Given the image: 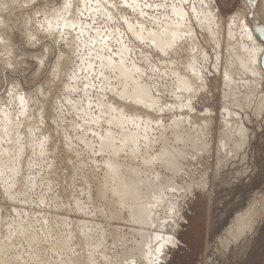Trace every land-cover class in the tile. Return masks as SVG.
Returning a JSON list of instances; mask_svg holds the SVG:
<instances>
[{
	"label": "rangeland",
	"instance_id": "obj_1",
	"mask_svg": "<svg viewBox=\"0 0 264 264\" xmlns=\"http://www.w3.org/2000/svg\"><path fill=\"white\" fill-rule=\"evenodd\" d=\"M9 2L14 3L15 6L10 7L2 18L3 24L6 26L4 31L7 37L13 41H18L22 36L31 33L38 38L39 43L35 45L26 43L25 47L30 50L27 53H21L24 59L22 61L18 60L16 67L13 69L18 75L16 83L19 85L15 95L10 96L6 92L3 96H0V110L11 112V115L16 117L19 123L21 122L18 130V135L20 136L18 145L11 144L10 141L7 142L5 140L1 141L0 144L2 146L8 144V148H17L19 145L27 148L29 140L34 138L42 140L43 143L41 148H27L23 156L17 158L15 163L18 164L20 162V165H23L20 177L22 175L29 178L33 176L36 180H34L35 184L32 189L27 190L24 195L18 193L15 197L16 200L13 199L12 201L14 202H11L5 197L2 187L0 188V213L4 222L8 221L10 224L13 215H15L12 210L17 208L20 210V215L22 214L20 218H16L17 221L20 222L22 220L23 225H30L32 230H36L35 232L39 239L36 241V245L34 243L32 244L33 246L31 245L32 247H29L20 236L19 238L18 235L16 236L13 233V238L10 240L12 246L3 247V257H0V264L3 260L1 258H4L5 262L9 260V264L11 262H13L12 264H38L40 260L41 263L39 262V264H58L60 263L59 254L61 258L70 257L72 260L71 264H130V262L132 264L133 260L123 258V250L133 247V239L136 237L134 232L137 226L124 220L110 218V208L106 204L107 201L96 195L97 183H100L104 177L105 168L103 163L107 158V152L98 150L97 133H104L109 128L105 118L100 117L102 109L106 105L114 107L117 111L122 110L123 112L121 113L129 114L131 117H137L142 124L152 121V125H155L157 121L154 117L161 118L159 109L152 111L151 109L139 108L138 106L135 109L131 106V104H135L133 101L125 97H119L112 92L109 89L110 86L115 87L117 90L121 88L118 80H116L115 71L104 68L105 75L100 78L99 82L91 79L93 74L97 77L100 76L101 60L98 57L108 58L107 56H109L104 45L107 44L108 47L115 49L119 48L118 50L123 48L124 45L116 43L119 34H116L115 37H110L109 41L101 42L100 38L96 36L95 29L82 27V25L90 24V21L86 19L90 12L84 10L82 3L80 8L75 10V14L78 17L79 11H83L84 18L68 21L71 24L76 23L77 30L73 31L70 24V28L63 29L64 21L60 22L64 36L68 41V43H65L60 39L59 32L56 33V40L53 41L50 35L41 31V25H43L44 29H47L49 22H51L54 30L57 27V18L50 19L51 14L49 12L45 14L43 5H50L48 10L57 9L58 15L60 7L65 3V0H59L58 3L57 0H37V3L41 5L39 9L25 7L26 4L30 5L32 0H18V2L10 0ZM154 2L162 3L163 0H154ZM199 2L200 0H187V7L185 8L189 18L186 22L192 27L196 35L197 44L196 49H193V53L180 51L179 55L173 54L172 59L167 64H163V61H160L161 66L158 73L150 72L144 74V68L147 67L149 56L147 50L142 51L139 47H136L131 55L126 50L127 64H130V62L131 64L135 63L137 67L141 68V74L134 73L135 76H140L143 81L150 85L153 84L154 91L157 90L154 94L159 98V107L160 105L164 106L172 103V106L176 107L179 103L180 97H177L180 92L174 91V84L177 83V79L171 69L176 67L183 70L182 64L194 58L193 61L197 62L196 66L200 69L199 81L202 84L200 89L198 88L190 96L193 113L203 115L207 109L213 113V119L209 127L210 131L207 129L208 134H210L207 139L211 143H209V152L189 150L187 158L182 160L183 168L177 174L175 184L170 188L162 187L161 196L165 199L174 195L181 211L186 210L187 215L195 220L202 212V206L197 202L192 208H187L184 204L183 189L197 182L201 176L207 177L210 174L211 182L207 187L206 211L208 218L212 222L214 241L210 246L204 248V255L198 256L196 249L189 246L192 236V225L189 224L179 229L178 236L182 241H188V243H185L174 254L169 253L163 257L160 256L159 259L165 261L172 259L173 264H184V262H190L193 259L197 260V264H199L201 259L206 260L207 264H264V196L260 193V189L264 188V134L260 132L261 124H264V121L260 120L261 112L256 111V108L261 106L259 101L261 94H264V79H262L260 87L254 91V96L252 95L251 97L252 103L248 108L245 107L242 110L236 106H231L232 110L240 116L243 127L247 131L246 143L242 149L231 155L232 157L224 158L223 165L217 168L215 151L224 114L222 95L226 92V89L222 85L221 72L216 70V66L222 67L224 65L226 52L225 48H223L224 44H222L223 46L216 45L207 31L200 28L194 19L192 10L193 7L201 6ZM257 4L258 0L252 7L251 15L247 17L254 31L257 24L264 27L259 20H257L258 22L256 21L254 16ZM221 6L224 8V13L217 18V23L220 25L221 32H225V26L230 17V15H225L229 4H225L224 0H221ZM38 11L40 12L39 16L37 15ZM127 11L130 18L135 21L131 10ZM242 11L244 10L242 9ZM149 13L150 15L152 14L151 10H149ZM91 14L94 16L95 12ZM163 14L162 10L161 19ZM64 15L67 16L68 13L65 12ZM134 21L133 23H135ZM152 23H160V21H156L154 17L148 26L151 27ZM79 28L84 33L82 36H80L81 30ZM121 31H126V26L121 28ZM255 33L259 41L264 39L259 32L255 31ZM78 36L79 39H77ZM92 39L97 41L94 46L91 43ZM129 39L134 38L130 34H126L125 41L127 42ZM56 42H59V44ZM61 46L63 48L62 52L60 51ZM45 48L49 50L47 53L44 52ZM54 48L57 49L55 57L52 56V49ZM60 56H63V60L58 63L56 57ZM41 58L46 60V71L44 66L40 64ZM113 59L117 60L118 56L113 57ZM172 61L178 64H173L171 67L169 63ZM6 63L7 57L0 59V67H3ZM33 65H35V68H33ZM56 66L59 68L57 67V75L54 76L53 69ZM156 66L154 62L152 67ZM165 69H167V72L162 78L161 74L165 73ZM73 72H75V75H73ZM192 81L195 82L193 78ZM84 83L90 85L87 95L83 90ZM93 83H95V88H91ZM39 90H41V94H36ZM247 90L248 88L246 87H239V93L241 94L247 93L249 91ZM17 95L20 97L25 95L28 98L25 97V101L20 103ZM36 96L38 97L36 98ZM174 97L176 98L174 99ZM90 103L92 105L91 109L89 108ZM173 107L165 108L162 120L164 124H168L173 118L179 117L180 111ZM124 110L126 111L124 112ZM186 110L188 109L184 108L181 112ZM145 116L149 120H146ZM97 117L100 118L94 120ZM152 117L154 120H152ZM125 127L133 128L134 125L126 124ZM93 132H95V136H93ZM167 135L169 136V133ZM0 137H2L1 132ZM119 160L125 164L127 163L126 165L140 164L139 159H136L135 162L124 155ZM172 189L176 191L173 192ZM16 190L15 188L13 192L17 193L18 190ZM17 199L25 200L26 203L17 201ZM253 204H256V211L253 214H256V221L252 229L245 230L237 241L233 242L231 240L229 242L230 245L225 248L223 242L237 234L235 229L228 236L226 229L238 214L245 212ZM24 209L26 210L25 213L22 212ZM124 215H126L125 212ZM26 220L27 222H25ZM5 225L8 226L7 224ZM5 225L3 226V233L1 232L0 234L2 244L7 243V239L3 236L7 234ZM45 226L49 230L47 236L43 235ZM174 228L175 225L170 222L167 223V231L172 233ZM207 235L206 232L205 240H207ZM59 238L60 241L67 240L68 243L57 254L58 249H55L53 244ZM97 242L99 247L96 245ZM9 248H12V250ZM35 250L38 252H35ZM31 252L37 254H29ZM8 253L10 255L13 254L12 257ZM14 253H17L18 257H20L19 255L24 257V261ZM5 254L6 256L4 257ZM14 255L15 257H13ZM14 259L17 260L14 261ZM31 259H34L35 263ZM8 262L5 264H8Z\"/></svg>",
	"mask_w": 264,
	"mask_h": 264
},
{
	"label": "bare ground",
	"instance_id": "obj_2",
	"mask_svg": "<svg viewBox=\"0 0 264 264\" xmlns=\"http://www.w3.org/2000/svg\"><path fill=\"white\" fill-rule=\"evenodd\" d=\"M184 11L187 13L185 9ZM202 11H207V9L202 10L200 5L199 7L195 8V11H193V16L196 22H197V18H196L197 15ZM213 11H215V9H213ZM47 12L51 14L50 19L56 18L57 9H51L48 10ZM254 16L256 18V21L259 20L264 25V0H258V4L254 11ZM174 19L175 18H172V20ZM201 19H203V16H201ZM241 19L246 20V23L249 26V31L243 35L241 34V28L232 24L231 16L229 17L227 25L225 26V32L223 31L221 32L220 25H218L217 23V18L213 20L211 25L205 24L202 27V29L207 31L211 40L216 45L224 44V46L223 45L222 46L223 48H225V52H226L224 65H222V67L219 65L216 66V70L221 72L222 79L221 78L220 79L222 80V85L226 89V92L223 93V95L221 94L223 99L222 101H223L224 114L222 118V127L220 129L219 135L217 137L218 141L216 143L217 145L215 152H216L217 168L223 165V161L225 160L224 158H227L237 153L240 149H242V147L246 143L247 131L243 127L240 116L235 111L232 110L233 108H231V106L232 105L236 106L237 108L242 110L245 107L248 108L249 105L252 103L251 97L254 91L260 87L262 83L261 81L262 79H264V76H262V70L259 66V54H260V50L264 48V44H262L258 40L257 38L258 36L255 33L253 27L249 24L247 18L244 17V11L241 12ZM172 20H169L167 23L164 24V26L167 27L168 24L172 23ZM69 24L71 25V23ZM199 27L201 28L200 25ZM185 29L187 31H191L192 35L183 42V47L181 48L180 51L189 52L191 54L196 49V44H197L195 39L196 35L194 34L195 31L193 32L192 27L187 22H185ZM249 37H251V39H249ZM120 51L123 53V57L126 60V48L123 47L120 49ZM119 59L120 57L118 56V59L115 60L116 61L115 72L117 75L116 80H118V83L120 84L121 88L120 90H117L115 87L110 86L109 89L119 97L122 98L125 97L127 99H130L131 101L142 100L143 103H135L134 105L131 104V106L135 109H137L138 107L139 108L145 107L146 104L149 106L157 105L156 110L159 109L158 106L159 98L154 94V92L155 91L157 92V90L154 91L155 88L152 87L153 84L150 85L146 81H143L140 76L137 75L135 76L134 69L132 72H127L122 74V71L119 66ZM193 60L194 58H191V60H187L186 62H184L182 64L184 67L183 70H180V68L172 67L173 64H178V63H174V61L169 63L172 67L171 71L173 72L174 75H176L177 80L176 79L175 80L177 81V83L175 85L181 86L180 80L192 81L193 78L195 80V83L201 87L202 83L199 81L200 69L198 66H196L197 62L195 63ZM103 65L105 66V68L112 70V64L110 63L108 58L103 57ZM132 66L133 64H131V62L130 64H127L128 68H132ZM57 67L58 66L55 67L56 71H57ZM254 71L255 74H253ZM102 87L104 88V86ZM239 87H244V88L246 87L248 88L249 91L247 90L248 91L247 93L241 94L239 93ZM158 93L160 92L158 91ZM36 94H41V90H39ZM25 95L21 97L17 95L18 101L20 103L25 101L24 99H26L25 97H27ZM191 95L192 94L188 93L187 91L180 92V95L178 96L180 97L179 98L180 101H178L179 103L177 104L178 106L174 104L176 105V107H173L180 111L179 117L173 118L172 120H170V123L168 124H164L163 122L158 124L157 122H155V125H152L151 124L152 121H149L150 123L149 122L146 124L143 123L144 124L143 125L141 123V120L138 119L137 117L134 120L125 119V117H131V115L129 114L126 115V113H121L123 112L122 110L117 111L112 106L106 105L102 109V113L100 117L105 118V121L109 125V128L106 129L104 133H97V138H98L97 146L99 151L107 152V158L104 160L103 163L105 168L104 171L105 173L103 174L104 177L102 178L103 180L100 178L102 180L100 183H97L98 188H96L97 189L96 195L97 197H101L102 199H105L107 201L106 204H108L110 208L109 209L110 218L114 220H124L137 226L136 227L137 229L134 232L135 233L134 235L136 237L133 239V247L125 248L123 250V256H124L123 258L127 260L128 259L133 260L132 264H150V260L160 258V255L155 252V248L158 246L157 237L161 235L168 236L171 234L170 231H167L168 230L167 223H165L166 220L163 219H167V217L171 215V209L173 207L179 208V205L176 200L177 198H175L174 195L173 196L170 195L171 197L169 198L167 197L165 199L162 198L161 189L162 187L170 188L172 185L175 184L176 176L183 168L182 160L187 158L189 150L192 151L194 150L195 152L196 151H200V152L204 151L207 153L209 152L210 142H208L207 136L210 134H208L207 129L208 130L210 129L209 127L211 125V120L213 119V113L212 111L211 112L208 111V109L203 115H198L197 113H193L194 111L192 109V106L190 109L189 107H186L189 103V99L191 100L190 98ZM261 95L262 96H260V101H259V105L261 106H258L256 108L257 112L259 111L261 112L260 109L262 107V104H264V94ZM38 96H36V98ZM175 98L176 97H174V99ZM145 108L151 109L150 107H145ZM184 108L188 110L181 112ZM125 111L126 110H124V112ZM0 113H1L0 132L2 133V137H0V143L1 141L5 140L7 142L10 141L11 144L12 143L17 144L20 140V136L18 135V130L21 125L20 124L21 122L19 123L16 120V117H13L11 115V112L0 110ZM100 117L94 118V120H97ZM147 118L146 120H149ZM154 118L155 120L158 119L156 117ZM154 118L152 120H154ZM126 124H132L134 125V127L133 128L125 127ZM168 133L169 136L167 135ZM242 134H243V138H242ZM42 143H43L42 140H38L34 138L33 140L32 139L29 140L28 143L29 145L27 144L28 145L27 148L28 149L41 148ZM7 145L2 146L0 144V188L2 187L4 192L5 182H8L9 191L11 195H6L5 193L4 194L6 195L5 197L9 201L14 202L12 200L13 199L16 200L15 198L16 195H18V193H21L23 195L26 194L27 190H29L30 188L32 189L36 180L34 179L33 176H32L33 178L24 177L25 175L24 176L22 175L20 177L19 175L21 173L23 165H20V162L18 164H15L17 158L23 156L27 148L22 145H19L17 148L15 147L8 148ZM122 155L135 162L136 159L137 160L139 159L140 164L126 165L127 163L125 164L124 162H121L119 160V158ZM15 188L18 190V191L16 190L17 193L13 192ZM21 199H17V201L26 203L25 200H21ZM255 205L256 204H253L245 212L238 214L232 221L231 225L226 229V233L228 234V236L230 235L229 233L235 229L237 231V234H235L230 239L227 238L223 242L225 248L230 245L229 242H231V240L233 242L237 241L243 235V232L245 230L252 229V226L256 221V214L253 215L254 212L256 211ZM12 211L13 214L15 213V215H13V218L11 220L12 223L10 222V224L8 221L4 222V219L0 213V234L5 224L9 226L8 227L5 225L7 227V234L3 235L7 239V240L5 239L7 243L2 244L1 243L2 241H0V257H3L2 256V251L4 249L3 247L12 246V242L10 240L11 238H13L12 236L13 233H15L16 236L18 235V237L20 236L25 241V243H27L29 247H32L33 246L32 244L34 243L36 245V241L39 239V236L35 232L36 230H32L30 225H23V223L21 222L22 220H20V222L17 221V219L20 218L22 215V214L20 215V210L14 208ZM22 212L25 213L26 210L24 209ZM124 212L126 213V215H124ZM25 222H27V220ZM48 232L49 230L45 226L43 235L47 236ZM0 240H1V235H0ZM56 241L57 242L53 245L55 249L56 248L58 249L57 254H59V251L62 250L63 247L68 242L67 240L66 241L64 240L62 242V240L60 241V238L57 239ZM96 245H98V242ZM14 246L16 247V245ZM10 250H12V248ZM4 252L6 251L4 250ZM35 252L38 251L35 250ZM29 254H34V253L31 252ZM36 254L37 253H35L34 255ZM12 255L10 256L12 257ZM15 255H17V253ZM15 255L13 257H15ZM5 256L6 254L4 255V257ZM19 256L23 260L24 257H22L21 255ZM1 259H3L1 264H5L6 262L9 261V260L7 261L6 258H5L6 262L4 261V258ZM88 259L90 258L88 257ZM16 260L14 259V261ZM31 260H33L32 262L35 261L34 259ZM28 261L30 260L28 259ZM59 262L60 263L58 264H71L72 260L68 256L65 258H61L59 254ZM73 262L75 263V261ZM12 263L13 262H11V264Z\"/></svg>",
	"mask_w": 264,
	"mask_h": 264
},
{
	"label": "snow or ice",
	"instance_id": "obj_3",
	"mask_svg": "<svg viewBox=\"0 0 264 264\" xmlns=\"http://www.w3.org/2000/svg\"><path fill=\"white\" fill-rule=\"evenodd\" d=\"M18 2V0H16ZM59 0H57V3ZM83 4L84 10L90 12L89 16L86 18L90 21L89 25H82V27H88L90 29H95L96 36L100 38L101 42L109 41L110 37H115L116 34L118 38L116 39L117 44H122L126 50L131 53L139 47L142 51L147 50L149 53L147 67L144 68V74L146 73H158L160 69V61H163L165 64L172 59L173 54H180V50L183 47V42L192 35L191 31L185 29V22L188 19V14L184 11L187 7V0H163L162 3H156L154 0H65V3L60 7L59 14L57 15V27L55 30L52 27L51 22H49L47 29H44L41 25V31L46 32L47 35L52 37V40H56V33H60V39L65 43H68L67 39L64 36V32L61 28V21L63 23V29L69 28V20H74L76 18H84V12L79 11L78 17L75 14V10L80 8V4ZM225 4H229V8L226 16H231L232 24L241 28V34H245L249 31V26L246 23V20L241 19V10H244V17L247 18L252 13V7L255 5L256 0H224ZM201 9H207V11H202L197 15V23L201 28L205 25H211L213 20L219 18V16L224 13V8L221 6V0H200ZM15 6L14 3H10L9 0H0V59L7 57V63L3 67H0V96H3L4 93H8L10 96L15 95V91L18 90L19 85L16 83L18 75L13 69L16 67L17 61H22L24 56L21 53H27L30 49L25 47V44L35 45L39 43L38 38L31 33L22 36L18 41H13L7 37L6 32L4 31L3 16L8 12L10 7ZM25 7L37 8L39 9L41 5L37 3V0H32L30 5H25ZM50 5H43L44 12L47 14L48 8ZM131 10V13L134 15L135 23L133 19L130 18L128 11ZM170 9V11H169ZM215 9V11H213ZM149 10L152 14L150 15ZM163 10V17L161 19V13ZM195 11V7H193ZM67 12L68 15L65 16L64 13ZM95 12L93 16L91 13ZM37 15H40V12H37ZM203 16V19H201ZM155 17L156 21L160 23H152V26L149 27V22H152ZM172 18H175L172 20ZM169 20H172V23L168 24L167 27L164 26ZM126 31L122 32L121 28H125ZM231 27V25H230ZM71 29L75 31L77 29L76 23L71 24ZM255 31L259 32L262 37H264V27L259 24L255 25ZM84 33L81 31L80 36ZM130 34L134 39H129L125 41V35ZM79 39V36L77 37ZM251 39V37H249ZM96 40H92V44H96ZM264 44V39L260 41ZM59 44V42H56ZM107 53L109 54L108 59L112 64V70H116V61L113 57L119 56V66L123 73L132 72L133 69L136 74H141V68L136 67L133 63L132 68L127 67V62L123 57V53L113 47H108L107 44L104 45ZM43 47V45H41ZM11 49V51H10ZM18 49V50H17ZM57 49H52V56L55 57ZM103 50V49H102ZM49 50L44 49V52L47 53ZM60 51H63L62 46ZM247 51V49H246ZM51 59V58H49ZM57 62L63 60V56L56 57ZM101 60L100 65V76L97 77L95 74L91 76V79L99 82L100 78L105 75L103 65V57H98ZM156 63V67H152L153 63ZM40 64L44 66V70H47V63L45 59H40ZM259 66L262 70V76H264V48L260 50L259 54ZM95 67V65H93ZM35 68V65H33ZM161 74V77L166 74ZM255 74V71L253 72ZM53 75H57L56 69H53ZM75 75V72H73ZM180 85L177 86L174 84L176 92L187 91L192 94L198 90L200 87L193 81L189 80H180ZM90 85L88 83L83 84V90L87 95V91ZM95 88V83L91 85ZM179 98V97H178ZM134 103H143L142 100H134ZM92 105L89 104L91 109ZM145 107H150L152 111H156L157 105H145ZM171 104H167L159 107V112L161 118L157 119V123H161L164 114L165 108H172ZM186 107L191 108V100ZM125 119L134 120L135 117H125ZM260 120L264 121V106L261 108ZM261 134H264V124H261L260 129ZM95 136V132L92 133ZM243 138V134H242ZM211 182V175L205 177L201 176L200 179L193 183L190 187L183 189L184 191V204L187 208H192L194 204L199 202L202 206V212L199 217L193 220L192 217L187 215L186 210L181 211V208L173 207L171 209V215L167 217L165 223H171L175 225L174 230L168 236H158L155 252L161 257L168 255L169 253L174 254L176 251H179L185 243L188 241H182L179 236V229L181 227H186L189 224L192 225V236L190 247H194L197 251L198 256L204 255V248L210 246L214 241L212 222L208 218L206 211L207 206V187ZM175 192V189H172ZM4 193L6 195H11L9 191L8 182H5ZM260 193L264 196V188L260 189ZM155 227V226H154ZM207 232V240H205V233ZM151 255V253H150ZM150 264H173L172 259L163 260V259H153L150 260ZM184 264H197V260L193 259L190 262H184ZM199 264H207V261L204 259L199 260Z\"/></svg>",
	"mask_w": 264,
	"mask_h": 264
}]
</instances>
